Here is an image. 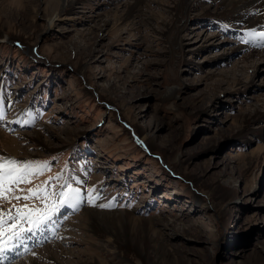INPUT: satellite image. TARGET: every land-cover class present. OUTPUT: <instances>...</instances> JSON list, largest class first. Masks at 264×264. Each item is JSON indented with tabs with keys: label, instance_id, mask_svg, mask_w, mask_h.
I'll return each instance as SVG.
<instances>
[{
	"label": "rangeland",
	"instance_id": "obj_1",
	"mask_svg": "<svg viewBox=\"0 0 264 264\" xmlns=\"http://www.w3.org/2000/svg\"><path fill=\"white\" fill-rule=\"evenodd\" d=\"M144 2L131 23L132 0H0V157L47 163L7 186L3 226L65 185L82 197L0 264H264V38L245 36L264 24L229 22L214 0L187 19L177 0ZM86 209L132 215L101 244Z\"/></svg>",
	"mask_w": 264,
	"mask_h": 264
},
{
	"label": "snow or ice",
	"instance_id": "obj_2",
	"mask_svg": "<svg viewBox=\"0 0 264 264\" xmlns=\"http://www.w3.org/2000/svg\"><path fill=\"white\" fill-rule=\"evenodd\" d=\"M245 36L252 37H261L264 38V31L257 32L255 29L245 30ZM264 46V45H261ZM47 167V163L40 162H22L17 161L14 158L0 157V197H4L7 191L12 189L7 187L8 185L18 184L24 182L26 177L34 173H38ZM56 177L55 179H58ZM54 179L49 177V181ZM49 181H45V184H48ZM67 191L62 192L61 196L63 197L58 204H54L51 209H49L45 214L33 220L31 216V210L28 213L20 214V221L14 222L10 227H4L6 223L2 217L3 212H0V257L5 256V254L11 249L15 248L18 244L22 242L23 239L27 237L28 234L40 229L43 225L47 224L49 220L52 219V216L59 211L60 207L68 204H72L73 207L76 206L73 201L78 202L80 199V190L73 189L65 185ZM45 191L41 186H37L35 190L29 189V192L32 195H36L37 192ZM24 199H29L30 197L25 196ZM96 196L89 194L88 202L95 204ZM20 199V197H16ZM98 207H111V204H99L95 205ZM25 209L28 208V205L23 206ZM39 211V209H37ZM19 213V210H18ZM10 220L17 221V217L10 216ZM26 223L28 227H24L23 224Z\"/></svg>",
	"mask_w": 264,
	"mask_h": 264
},
{
	"label": "bare ground",
	"instance_id": "obj_3",
	"mask_svg": "<svg viewBox=\"0 0 264 264\" xmlns=\"http://www.w3.org/2000/svg\"><path fill=\"white\" fill-rule=\"evenodd\" d=\"M79 1L80 0H62L63 3L68 4V6H70L71 8H72V5L74 3H77ZM132 1H133V3L131 5L126 4V7L124 9V13L119 16L120 21H123V22L127 21V22L133 23L134 18H135L133 12L136 11V13H139L137 10L138 4L142 0H132ZM194 1H196V0H177V3L179 5L178 8H180V10L184 14V16H182V18L187 19L186 14L189 11V9L193 7ZM214 1L218 2L222 7H224L225 12H223V13H225L224 15H226V19L229 22L235 21L238 24L239 23L246 24L247 26H250V27H255V26H259V25L264 24V0H214ZM145 2H147V0H145ZM218 8H219V6L216 7V9H218ZM248 11H251L250 12L252 14L251 17L247 16ZM57 16L58 15H56L55 17H57ZM55 17H52L49 19L50 25H52L54 23V21L56 20ZM177 22L181 23L182 20L181 19L177 20ZM247 58H248V56H247ZM243 59H246V58H243ZM148 135L150 137H152L153 139L155 138V136L151 135V133H148ZM5 140H7V146L6 145L5 146L8 147L10 151L16 153L17 144L12 143L11 139L7 138ZM36 154H42V153L38 152ZM118 213L119 214H117V215L114 213H110L108 215V213H106V212H102V213L92 212V209H86V210H84L83 215L81 217H79L78 221H80V219H82L83 222L81 224H84L86 222L89 223L90 227L92 228L94 233L96 231H99V229L101 231H103L105 233V236H98L96 238L101 244H104L106 242L107 243H114V235L115 234L113 235V231L116 229L115 228L116 221H123L125 219V217H130L132 215V213L124 212V211H120ZM71 221H72V219H71ZM71 221H70V223H71ZM73 221H75V218L73 219ZM78 226L75 225V228L79 229V228H77ZM118 233H117V235H118ZM43 249L44 250L46 249V252H47L46 254H48L49 257H51V259H52L53 255H52V252L50 250V245H46ZM58 249H59V252H61L60 247L56 248V252H58ZM30 257L31 256H26V258L24 257L23 259H21V261H24L25 264H40L39 258L35 259V258H30Z\"/></svg>",
	"mask_w": 264,
	"mask_h": 264
}]
</instances>
